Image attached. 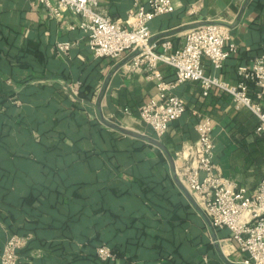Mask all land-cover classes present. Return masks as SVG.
<instances>
[{"label": "crops", "instance_id": "0c3cea01", "mask_svg": "<svg viewBox=\"0 0 264 264\" xmlns=\"http://www.w3.org/2000/svg\"><path fill=\"white\" fill-rule=\"evenodd\" d=\"M170 1L173 10L148 23L157 52L163 40L177 49L191 28L220 24L235 50L219 70L202 64L229 85L240 81L238 67L264 55V0ZM134 2L98 8L123 23ZM79 21L48 16L38 0H0V249L18 235V264H243L230 231L210 223L174 170L188 163L205 115L216 175L253 193L264 180L255 115L186 81L172 89L185 112L157 137L135 112L155 96L154 82L126 71L125 59L95 58ZM63 42L73 44L67 53L56 48ZM158 69L174 79L173 68ZM102 245L113 260L98 257Z\"/></svg>", "mask_w": 264, "mask_h": 264}, {"label": "built area", "instance_id": "2783aa9c", "mask_svg": "<svg viewBox=\"0 0 264 264\" xmlns=\"http://www.w3.org/2000/svg\"><path fill=\"white\" fill-rule=\"evenodd\" d=\"M48 16L62 18L66 13L77 16V28L86 38L87 46L95 58L124 60L123 67L130 73H144L156 87L155 96L139 105L138 118L160 137L169 125L179 119L186 108L181 98L172 93L177 85L193 81L198 83L203 96L211 91L228 94L236 107L247 108L257 118L255 132L264 135V55L253 58L248 65L237 68L240 81L236 85L219 80L204 72L202 59L212 69L219 70L230 52L235 50L228 43V30L217 23H206L191 28L184 37L183 45L172 48L169 40H163L161 51L150 42L148 23L155 17L173 10L170 0H135V8L123 23L112 21L99 11V0H38ZM75 29L74 25L69 26ZM72 43H57L61 53H67ZM164 63L174 69V79L165 81L158 69ZM131 115L132 111L124 108ZM213 121L205 115H197L195 131L197 141L188 149V163L174 174L181 185L195 198L200 210L216 228L230 231V239L239 251L246 254L243 264H264V180L256 190L248 194L244 188L215 173L213 163ZM25 239L11 235L0 249V264H18V251ZM102 261L113 260L107 246L97 248Z\"/></svg>", "mask_w": 264, "mask_h": 264}]
</instances>
